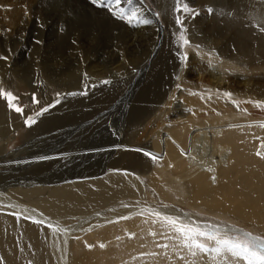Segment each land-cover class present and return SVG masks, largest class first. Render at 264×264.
Segmentation results:
<instances>
[{"label": "bare ground", "instance_id": "bare-ground-1", "mask_svg": "<svg viewBox=\"0 0 264 264\" xmlns=\"http://www.w3.org/2000/svg\"><path fill=\"white\" fill-rule=\"evenodd\" d=\"M54 3L60 13L66 8L62 0ZM158 3L167 22L174 24L172 35L180 28L178 18L183 12L191 43L204 49L193 50L189 61L184 62L185 67L182 65L174 72L177 86L166 100L163 93L173 73L171 67L161 70L157 82L146 86L136 108L140 119L154 122L152 130L145 139L141 135L133 142H125L119 137L125 130L114 127L112 148L100 151L111 156L100 173L98 161L91 159L100 152L73 146L64 150L65 153L42 154L38 159L33 154L10 155L7 159L4 151L8 141L32 114L13 111L0 94V167H10L12 172L0 171V264H170L162 259L166 250L156 246L164 239L163 232L183 241L180 232L153 217L141 216L139 213L145 210L124 202L109 213L112 223L102 225L99 217L101 208L110 209V205L127 197L138 200L147 197L142 180L145 174L151 175L152 186L163 198L176 199L181 197L180 188H190L191 196L185 201L192 205L233 213L264 229V0H194L191 7H202L209 12H199L198 20L191 14L192 10L177 11L176 0ZM141 4L135 1L141 18L151 21L153 26L159 25L154 11ZM16 13L11 15L20 19ZM62 17L61 14L57 20L61 31ZM21 21L20 28L26 30L31 21L28 16ZM6 52L8 64L0 62V90L15 96L18 79L43 95V90L52 89L56 100L57 94L60 99L64 95L66 100H62L60 108L72 105L68 96L76 83L70 81V72L63 76L66 81L62 84L63 80L48 75L46 66H39L38 62L36 69L40 67L42 74L47 75L40 78L42 82L39 80L38 86L44 87L41 90L27 81L22 69L12 68L11 53ZM231 58L246 61L248 66L235 70ZM190 71L196 76L190 82L195 92L179 89L188 83ZM98 77L91 76L82 86L86 97H99L98 92L88 94ZM176 97L179 103L174 105L172 101ZM178 106L181 108L167 119V113ZM52 114L44 116L40 126L43 131L53 129L67 118L60 112ZM40 139L33 140L30 146L35 142L40 144ZM145 143L155 159L145 151L148 150L142 146ZM121 155L125 158L122 162L116 160ZM85 157H91L88 165L82 164L74 172L67 168L51 174L55 163ZM22 170L29 172L13 174ZM150 231H154V238ZM253 239L264 242L262 238ZM169 245L172 247V243ZM187 256L185 253L180 258ZM172 264L189 263L175 259Z\"/></svg>", "mask_w": 264, "mask_h": 264}, {"label": "rangeland", "instance_id": "rangeland-1", "mask_svg": "<svg viewBox=\"0 0 264 264\" xmlns=\"http://www.w3.org/2000/svg\"><path fill=\"white\" fill-rule=\"evenodd\" d=\"M62 1L65 2L64 7L66 8L64 11L61 9L63 12L60 13V9L55 5L54 0H19L17 2L15 0H0V62L3 61L8 64L6 50H9L12 68L22 69L27 75V81L37 87H40L38 86L39 80L42 82L40 78L47 76L42 74L40 67L37 66L36 69L38 62L39 66H46L49 72L48 75L63 80L62 84L66 81L63 76L70 72V81L76 83V86L71 88V93H77L76 95H70L71 93H69L68 98L73 103H71V106L65 109L61 107V109L62 100H66L64 95H61L63 97L57 105L55 97H52L54 92L52 89L43 90L44 87L41 86V90L44 91L43 95L42 92L34 91L30 85L21 83L17 79L15 84L16 100L13 103L22 108L23 114L26 111L30 112L32 115L29 118H34L37 122L31 126H27L26 123L21 125L12 135L4 151L7 159L10 158V155H13V157H27L30 154L37 155L34 159H38L41 158L39 155L48 154L46 156H52L53 153H65L64 150L68 151L73 147L75 149L81 148L84 151H108L112 148L114 127L118 126L125 130H123L124 135H119V137H123V141L125 139V142H133L141 135L144 136V139L147 138V132L152 130L154 122L152 123L150 119H140L139 109L136 108L140 104V96L147 90L146 86L152 82H157L156 76L161 70L165 67H171L173 73L170 81H167L169 84L163 93L166 95V100L177 86L175 85L177 78H174V72L177 71L178 67L184 66V62L189 61L193 50L204 49L202 46L194 44V42L191 43L183 12L179 13L178 18L180 28L177 30L176 35H172L174 24L167 22L165 19L159 7L158 2L160 0H139L143 3L141 4L143 7L154 11L160 22L156 26L151 25L152 23H144L145 20L137 12L136 0H119V4L114 3L113 0H103V3H101V0H97L95 5L92 0ZM193 1L180 0V6L183 7L186 4L197 20L200 18V16H197L199 12L209 13L205 8L194 9L191 7ZM28 5L29 7H27ZM208 6L214 8L212 4H208ZM17 11L18 13H16ZM14 12L21 18L14 19L11 15ZM61 14L63 19L60 18V20L64 22L62 31L57 23ZM27 16L28 21H31V23H28L26 30H23L20 28L23 25L21 20ZM182 36L189 41L188 44H184ZM41 42L44 43V46ZM84 53H88L89 56L84 57ZM146 57L147 60H145ZM231 59L235 61V70L245 69L248 66L246 61ZM19 64L22 66H19ZM94 75L99 76V79L93 81L94 86L88 94L98 92L100 95L91 99L83 94L85 90L81 91V88ZM195 78L196 76L192 71L187 72L188 83L179 87V89L186 92H195V87L190 85V82L195 81ZM105 80H109L111 83L104 84L103 81ZM175 91L177 92L178 89ZM33 94L40 103H33ZM178 99V97L173 99L174 105L179 103ZM92 100L96 102L92 103ZM184 102L188 101L185 99ZM49 105L55 106L50 108L47 113L36 116L42 108ZM180 108V106L173 107L172 111L167 113L166 118L172 117V112ZM11 109L15 111L13 107ZM184 109L187 110L186 107ZM58 112L67 117L65 122L53 127V129L43 131L40 126L44 116L51 117L52 113V116H54ZM38 138H41L40 144L35 142L30 146V143ZM142 146L148 149L145 150L147 153H150V146L147 143L142 144ZM101 152L96 158L93 156L92 158L85 157V159L70 160L61 164L55 163L53 168L50 169L51 174L54 175L59 171L58 169L67 168L69 171L74 172L78 166L88 165L91 162L89 158L98 161V171L100 173L104 168L103 166L109 163L110 160L108 159L111 158L108 152L102 154ZM123 157L124 155H121L116 160L122 162L125 160ZM9 168L3 166L0 167V171L3 174H11ZM40 171L41 169L36 172ZM28 172L29 170H22V173L13 171V174L20 176ZM151 178V175L148 174H145L142 178L144 193L146 192L147 197L139 200L138 198L127 197L118 202L119 204L110 205V209H108L109 206H107L108 208H101L102 215L99 217H101L102 225L113 222V220L109 221L111 219L109 213L113 207L122 206L124 202L131 206H137V209L145 210L141 212L142 214H139L153 217L161 224L168 225L161 217H170L176 220L178 226L199 228L205 231L220 229L222 230L219 233L221 236L232 239L238 238V242L241 244L244 243L246 238L249 240H256L253 237L264 239V229L258 223L239 219L233 213L212 211L206 206L196 207L185 201L191 196L190 188H180L182 190L181 197L176 199L161 197L154 189L155 187L152 186ZM157 213H159V216L156 215ZM153 232L150 231L152 238H154ZM163 234L164 239L156 248L166 250L162 253V256L165 257L162 259H166L165 262L170 264L175 262V259L186 261L189 264H249L248 260L231 252H203L195 244L189 247L181 239L171 236L170 232H163ZM198 239L200 243L205 244L210 249L216 247L214 245L216 241L206 237H199ZM170 243H172V247L169 245ZM81 253H79V256ZM185 253L188 256L185 259L180 258ZM175 254L178 255L175 256ZM255 264H260V262L256 261Z\"/></svg>", "mask_w": 264, "mask_h": 264}, {"label": "snow or ice", "instance_id": "snow-or-ice-1", "mask_svg": "<svg viewBox=\"0 0 264 264\" xmlns=\"http://www.w3.org/2000/svg\"><path fill=\"white\" fill-rule=\"evenodd\" d=\"M114 3L119 4V0H113ZM92 3L95 5L97 3V0H92ZM101 3H103V0H101ZM177 11H190L188 9L187 5H183V7L180 6V0H177ZM144 23H151V21H144ZM184 41V44H188L189 41L181 37ZM104 84H109L111 81L105 80L103 81ZM0 94H2L9 102L10 106L15 109L16 112H22V108L17 106L15 103H13L14 100H16V97L11 92H4L3 90H0ZM77 93H71L70 95H76ZM84 95H87V92L85 91L83 93ZM60 97L59 94H57V100L56 104H59ZM33 103L37 104L40 103L36 99L35 94H33ZM55 105H49L48 107H44L41 109L40 112L36 114V116H41L44 113H47L50 108L54 107ZM37 121L34 118H29L25 121L27 126H31L32 124H35ZM152 159H155L156 157L152 156L151 153L148 154ZM159 216V213L156 214ZM162 220L166 221L169 226H171L174 230L180 232L182 234L183 243L189 245V247L192 246V244H195L196 247L201 249L203 252H209V251H215L216 253H221L222 251L231 252L232 254L236 256H242L244 259L249 261V264H255L256 261H259L260 264H264V242H257L255 240H249L245 239L244 243L241 244L238 242L237 239L232 238H226V236H221L219 233L222 231L220 229H212L209 231L201 230L199 228H187L183 226H178L176 223V220L174 218L170 217H161ZM38 223L40 221H37ZM198 237H206L210 240L216 241V247L213 249H210L206 247L203 243H200L198 240ZM181 237H177V239H180ZM103 246V245H101Z\"/></svg>", "mask_w": 264, "mask_h": 264}]
</instances>
